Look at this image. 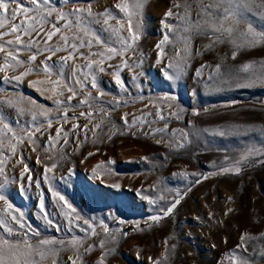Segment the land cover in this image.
<instances>
[{
  "label": "rangeland",
  "instance_id": "1",
  "mask_svg": "<svg viewBox=\"0 0 264 264\" xmlns=\"http://www.w3.org/2000/svg\"><path fill=\"white\" fill-rule=\"evenodd\" d=\"M120 2L51 0L66 14L90 3L89 35L64 27L66 20L53 13L40 35L32 34L36 44L20 50L22 63L12 61L13 67L0 72V114L23 140H13L0 124V194L7 200L0 201V219L14 230L9 235L0 228V237L27 236L44 252L43 259L35 256L38 264H233L234 254L248 264H264V79H258L264 77V43L250 45L246 35L249 25L264 32V0L241 7V22H224L231 36L205 23L219 24L224 9L235 8L227 0H143L132 16L139 33L134 43L128 15L115 7ZM205 5L213 6L211 17L202 11ZM53 25L61 31L45 45L44 33ZM8 39L14 37L0 43ZM45 47L65 50L47 59ZM70 54L74 58L61 59ZM60 72L62 83L54 86ZM68 86L76 93L70 102ZM52 164L55 169L46 173ZM53 191L76 212L64 208ZM176 199L180 203L165 216ZM21 213L24 228L12 220ZM41 240L51 243L39 245Z\"/></svg>",
  "mask_w": 264,
  "mask_h": 264
},
{
  "label": "snow or ice",
  "instance_id": "2",
  "mask_svg": "<svg viewBox=\"0 0 264 264\" xmlns=\"http://www.w3.org/2000/svg\"><path fill=\"white\" fill-rule=\"evenodd\" d=\"M28 2L32 5V7H28L23 0H0V29H4L6 27V25L10 24V27L8 28L7 31H0V41L4 40L5 36H13L14 39H8L6 42L4 43H0V53L4 54V66L0 67V72L5 71L7 68L13 67V64L11 63L12 61H15L16 65H19L22 63V61H20L18 59L19 56V52L22 48H32L35 44L36 41L34 39H32V34L35 33L36 36L40 35V31L43 29V25L45 23H47V17L53 15V13H55L57 15L58 20H66V23L64 25V27L66 28H71V27H75L77 28L79 31L84 32L85 36L89 35V29L87 27L88 24H90L92 21V19L94 17V14L92 12V8H91V4L89 3V6L87 9L84 8H75L73 9L70 13H64L63 11H58L56 8L51 6V0H28ZM65 2L67 3V0H65ZM227 2L230 5H235V8H225L224 12L225 15L220 19L219 24H217V22L215 20L209 19L206 20L205 23L209 24V26L212 28L213 31L216 32H221L226 33L228 36H231L233 29L231 27L228 28H224V22L229 20V19H234L236 21V23L241 22L240 21V17H239V10L241 7L247 8L249 7L251 0H227ZM11 5H15V7H11ZM219 5H217L218 7ZM116 8L120 9L121 12H125L128 15V21H129V33L131 36V41L134 43L135 41H137L139 39V33L138 31H133L132 29V16L136 13H138L142 7H143V0H134V2L129 5L127 3V0H121L120 3H117L115 5ZM212 5H205V7L202 9V11H204V13L206 15H208L209 17H211V14L208 12L209 8H212ZM97 15H106V14H97ZM166 15H172L171 11H169V13H167ZM20 19L19 23H16V21ZM69 17H74V19H71ZM96 23H101V21L99 19L95 20ZM109 22L108 18H105L102 23L107 25ZM39 26V28H38ZM137 29H139L140 25L139 23L137 24ZM165 27H169L167 24H165ZM53 31H48L45 32V36H46V40L44 41L45 45L48 44L49 41L52 40V37L60 32L61 30L59 28H56L55 25H53ZM113 31H115V29H113ZM246 35L249 37V39L247 40V43L250 45H256V44H261L264 43V32H256L251 25H249L248 29H247V33ZM28 36L29 37V41L28 43H25L23 40V37ZM76 39H81L80 37H74ZM92 38L95 39L96 43H102V41L99 39V37H96L94 33H92ZM65 43H67V37H63ZM165 41L168 39L167 36L164 38ZM124 43L128 46L131 47L130 44H128V41L125 40ZM163 43V41H162ZM10 46H19V47H10ZM80 47L85 46L83 40H81V43L79 45ZM87 46L91 47V40L88 41ZM72 47L74 49H77V45L73 44ZM157 47L159 48L160 45L158 44ZM65 49L62 48H48L45 47V49L43 51L49 52L51 53V55H49L47 57V59H51L52 55H55L56 52L62 51ZM108 52L111 53H116V49L115 48H108ZM74 58L72 56V54H70L68 57H62V60H68ZM233 58H235V53H233ZM36 59V55L33 54L30 56V60L35 61ZM99 63V62H97ZM159 63V61H158ZM91 63L88 65L89 68H91ZM126 66V64H125ZM169 66H172L171 64ZM247 67V66H245ZM101 71H103V68L100 69ZM43 71L45 74L47 75H51L52 74V68L51 66L47 65L46 63L43 65ZM30 74V70L29 72H25L22 73L21 76L23 75H28ZM199 74V73H198ZM165 75L168 77V79H173L174 77L169 76L167 73H165ZM21 76H17V77H13V79H17L19 80L21 78ZM58 76L60 77L59 79H57L56 81H52L54 86H59L62 83V76L63 73L60 72L58 73ZM7 78V77H6ZM258 79H264V77H258ZM116 80L117 83H121L120 79H119V74H116ZM79 83V81H77ZM92 87L95 88L97 87L96 83H95V79L93 78L92 81ZM56 89L55 87L53 88V92L55 93ZM68 91L72 93L71 96H69L68 100L69 102L71 101V99H73L76 95L75 91L68 86ZM62 94V93H61ZM103 94V93H101ZM173 99H175L173 97ZM57 104L60 103V101H56ZM87 99H84L81 101L82 104L87 103ZM7 103H9L10 105L12 104V101H7ZM21 112H23V109H20ZM42 115H46V113H41ZM81 115H88L91 116L92 113H81ZM65 117H67V113L65 112ZM33 120L36 119L35 114H33ZM125 122L127 123V120H125ZM51 121L48 122V127H51ZM0 124H3V129L7 130V132H11L12 133V139L13 140H17L18 142L22 143L23 140L19 137L16 136L15 132L13 131V129L9 126L8 123L5 122L4 117L2 114H0ZM35 131H40L39 128H36ZM156 131H163V129H157ZM59 132L60 130H57V136H59ZM29 136H32L33 133L32 132H28L27 133ZM214 134H218V135H225L224 132H218V133H214ZM67 135V134H65ZM185 138L187 136V134H184ZM53 138L49 137V141L51 142ZM65 143H67V140L65 139ZM157 143H160V141H157ZM179 147H183V144L178 145ZM12 152L13 154H15V145H12ZM35 150V149H34ZM47 151V148L45 149ZM89 155H92V153H90ZM22 161V158H21ZM39 162V161H38ZM56 165L52 164L50 167L49 166H45V172H52L53 169H55ZM97 167H99V165H97ZM24 171L28 172V166L25 164L24 166ZM224 171H228V169H224ZM236 171L238 172L239 169H236ZM3 172V169L0 168V173ZM207 178V177H205ZM49 178L47 176H45V180H48ZM29 180L31 181V176H29ZM7 182L6 178H5V183ZM38 183V182H37ZM112 187L115 188H119L120 185L119 184H115L112 185ZM3 189V185H0V191H2ZM52 195L54 197H57L59 201H63L64 202V208L69 209L71 213H75L76 209L65 199L64 195L60 194L57 191H53ZM0 201H4L5 203H7V200L5 199V196L0 194ZM180 203V199H176L174 203L171 204L170 207H168L166 209V211L164 212V215L167 216L169 213H171L173 211V209ZM8 208L11 209L12 205L8 204ZM40 208L41 211H44V205L43 202H41L40 204ZM66 217L69 218L70 222H71V216L69 212H65L64 213ZM46 215V213H45ZM22 219H23V214L21 213V217L18 220L17 217L15 215L12 216V220L16 221L17 223H19L20 228H24L25 225L24 223H22ZM76 219H80L79 215L76 216ZM152 219L154 221H159L161 219L160 216H154L152 217ZM49 223H51V221H49ZM85 223H88V221H85ZM89 227L91 228L92 225H89ZM0 228L5 229L9 235H11L13 233V229L10 227H7V224L4 222V220L0 219ZM105 232L108 231L107 227L105 226ZM38 234V233H37ZM93 234L94 230H93ZM243 239V237H242ZM49 243H51L48 240H41L39 242V245H48ZM101 246H103V242H101ZM91 249H85V251H90ZM39 255L41 257V259L44 258V252L40 250L39 246H34L32 245L27 236H25L23 239L21 240H16V241H10L7 238H2L0 237V264H38V261L35 260V256ZM261 256H264V251H262L260 253ZM151 259V258H150ZM231 259L233 260V264H236L237 261H239V264H248V261L246 258H241V257H237L235 254L231 257ZM73 264H76V261L73 260ZM153 264H159V261H154Z\"/></svg>",
  "mask_w": 264,
  "mask_h": 264
},
{
  "label": "trees",
  "instance_id": "3",
  "mask_svg": "<svg viewBox=\"0 0 264 264\" xmlns=\"http://www.w3.org/2000/svg\"><path fill=\"white\" fill-rule=\"evenodd\" d=\"M136 224L133 222L131 224L128 225V227L131 229L132 227H134Z\"/></svg>",
  "mask_w": 264,
  "mask_h": 264
}]
</instances>
